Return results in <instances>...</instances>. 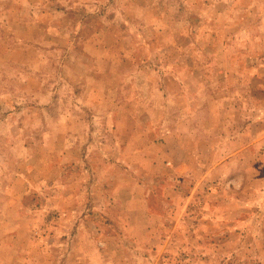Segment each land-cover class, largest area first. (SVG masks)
I'll list each match as a JSON object with an SVG mask.
<instances>
[{
	"label": "rangeland",
	"instance_id": "rangeland-1",
	"mask_svg": "<svg viewBox=\"0 0 264 264\" xmlns=\"http://www.w3.org/2000/svg\"><path fill=\"white\" fill-rule=\"evenodd\" d=\"M263 136L264 0H0V264H264Z\"/></svg>",
	"mask_w": 264,
	"mask_h": 264
},
{
	"label": "crops",
	"instance_id": "crops-1",
	"mask_svg": "<svg viewBox=\"0 0 264 264\" xmlns=\"http://www.w3.org/2000/svg\"><path fill=\"white\" fill-rule=\"evenodd\" d=\"M241 77H243V76H241ZM236 95H238L237 96L238 98L242 99V101H243L242 104H243L244 103V95H242L240 93H237ZM239 107L242 108L241 105ZM191 113H193L192 109L189 108V109L185 110V114H191ZM251 127H252L251 125H245V126L243 125L242 127H240V129H241L240 132L238 134H236L235 136H232V137H229V135L222 136V134L219 136V138H221V141L224 142L223 143L224 149L220 150V155H225V157L224 156L221 157V160H219V162H217V164L214 166L213 170L216 169L218 166L223 165V163H225L227 160H229L233 156L238 155L242 152H245L247 150V148H249V146L251 145V141H250L251 136L249 137L247 135V132L251 129ZM213 129H214V127H213ZM211 131H212V129H211ZM252 140H253L252 142H261L264 144V136L257 138V139L253 138ZM215 143H217V142H215ZM240 145L242 147L240 149H237V151L235 152L233 150V148L239 147ZM217 147H219V146H217ZM216 155H217V152H216ZM225 200L228 201L229 198H225ZM213 208H214L213 212H215V210L217 209V205H215ZM79 221H82V222H78V221L74 222L75 227L77 226L76 228H84L87 226V225H85L84 220L81 219ZM82 233H83V229H82V231L77 230L76 235L69 237V239L66 242L68 244L70 242L75 243V244L78 242L81 243L85 237V235H82ZM40 253H41V255L43 254V252H40ZM52 254L55 257H63L66 259H69V258H75V259L81 258V259H83L84 258L83 250L72 251V252H70L69 250H66L65 252L64 251L60 252V251H58V249H55L52 251ZM41 257H43V256H41ZM66 262H67V260H66Z\"/></svg>",
	"mask_w": 264,
	"mask_h": 264
}]
</instances>
